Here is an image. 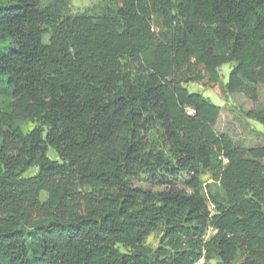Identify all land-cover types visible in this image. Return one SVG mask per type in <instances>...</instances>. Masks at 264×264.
I'll list each match as a JSON object with an SVG mask.
<instances>
[{"label": "trees", "instance_id": "obj_1", "mask_svg": "<svg viewBox=\"0 0 264 264\" xmlns=\"http://www.w3.org/2000/svg\"><path fill=\"white\" fill-rule=\"evenodd\" d=\"M70 1L0 0V264H264V143L185 88L258 100L264 0Z\"/></svg>", "mask_w": 264, "mask_h": 264}, {"label": "rangeland", "instance_id": "obj_2", "mask_svg": "<svg viewBox=\"0 0 264 264\" xmlns=\"http://www.w3.org/2000/svg\"><path fill=\"white\" fill-rule=\"evenodd\" d=\"M99 0H71L70 11L73 14L89 12L97 6ZM153 30L155 32L162 30V23L158 16L152 18ZM231 69L230 65H224L220 69V83L214 89H209L201 84L190 83L185 86L189 93L200 94L208 98L210 102L221 107V113L215 126L218 134H226L232 142L244 149L261 146L264 143L263 127L254 121L247 120L245 114L256 107H264V88H259L258 100L256 102L249 99L245 94L238 93L229 95L225 93L224 86L228 81V74ZM33 127L32 124H25L22 129L28 132ZM49 157L56 160V156L50 151ZM36 169L29 170L24 177L32 176ZM207 176L203 177L206 180ZM139 186V183H136ZM146 188L144 184H140ZM213 194H220L216 187H212ZM159 235L152 234L146 241V247L155 249L158 245Z\"/></svg>", "mask_w": 264, "mask_h": 264}, {"label": "built area", "instance_id": "obj_3", "mask_svg": "<svg viewBox=\"0 0 264 264\" xmlns=\"http://www.w3.org/2000/svg\"><path fill=\"white\" fill-rule=\"evenodd\" d=\"M186 113H187L188 115H191V114L193 113V111L190 110V109H186ZM208 209H209L210 212H212L213 209H214V206H213L211 203H208ZM212 234H214V231L209 230V231L207 232V234H205V235L202 237L203 241L206 242V241L209 239V236L212 235ZM202 254H203V255H202V256H201V257H200V258H199L194 264H205V263H206L205 258H204L205 251H203Z\"/></svg>", "mask_w": 264, "mask_h": 264}]
</instances>
